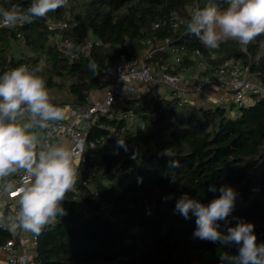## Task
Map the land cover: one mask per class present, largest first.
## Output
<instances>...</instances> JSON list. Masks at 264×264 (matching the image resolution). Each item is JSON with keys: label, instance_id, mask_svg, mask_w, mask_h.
<instances>
[{"label": "trees", "instance_id": "1", "mask_svg": "<svg viewBox=\"0 0 264 264\" xmlns=\"http://www.w3.org/2000/svg\"><path fill=\"white\" fill-rule=\"evenodd\" d=\"M70 7L50 12L15 29L0 30V64H42L53 102L62 88L69 105L83 106L87 97L101 88L102 71L121 55L139 58V49L156 48L166 57L170 48L183 46L182 67L197 60L218 63L228 58L249 59L254 74L264 81V36L248 45V56L238 41L222 42L206 49L180 21L207 0H69ZM220 8L226 0H215ZM31 0H0V7L13 4L26 8ZM69 13V14H68ZM65 22L64 37L76 57L70 59L54 46L61 29L47 23ZM179 24L172 26L173 21ZM98 38L88 54L85 42ZM167 40V42H165ZM199 50L200 59H190ZM99 65L95 75L88 67ZM56 91V92H55ZM137 102L144 129L122 132L127 150L116 147L98 159H86L79 169L76 199L69 192L63 202L67 215L38 236L31 264H220L219 253L236 254L237 245L222 246L193 238L195 217L175 211L183 193L208 204L228 185L238 193L220 230L238 220L254 225L257 241L264 242V96L253 95L234 115L226 107L194 105L175 97L131 99ZM118 103L90 127L88 139L108 135L125 124L118 116ZM170 150L172 156L164 155ZM179 160V168L170 161ZM175 175L176 182L171 178ZM215 185L217 192H209ZM165 197H172L165 199ZM102 204H107L104 208ZM82 207V208H81ZM85 208V210H83ZM9 232L0 230V243Z\"/></svg>", "mask_w": 264, "mask_h": 264}, {"label": "clouds", "instance_id": "2", "mask_svg": "<svg viewBox=\"0 0 264 264\" xmlns=\"http://www.w3.org/2000/svg\"><path fill=\"white\" fill-rule=\"evenodd\" d=\"M220 8L215 0L203 7L192 8L180 23L209 50L218 49L227 40L238 41L241 50L259 36H264V0H226ZM69 0H31L26 7L13 4L0 7V26L15 28L46 19L50 12L65 8ZM89 69L97 75L99 65L90 61ZM42 64H21L0 75V227L12 234L39 236L67 215L63 202L76 188L83 161V141L74 138L69 144L51 141L46 135L56 130L67 117V107L53 102ZM116 146L127 150L123 137ZM164 155L172 156L170 150ZM179 168V160L170 161ZM20 178V179H18ZM171 182H176L175 175ZM209 192H217L209 185ZM219 195L208 204L183 193L175 200V211L185 219L194 216L193 238L219 242L228 247L237 245L236 254L219 253L220 264H264V242L257 241L254 225L238 220L235 226L220 230L218 221L227 220L232 213L238 193L222 185ZM16 198L17 211L6 215L5 199ZM172 197H165L171 199ZM23 264V260H21Z\"/></svg>", "mask_w": 264, "mask_h": 264}, {"label": "built area", "instance_id": "3", "mask_svg": "<svg viewBox=\"0 0 264 264\" xmlns=\"http://www.w3.org/2000/svg\"><path fill=\"white\" fill-rule=\"evenodd\" d=\"M47 23L61 29L53 37L57 50L69 56L70 59L75 58L76 53L71 51V42L62 33V29L66 27L65 22L54 23L47 20ZM178 24L177 20L172 22L174 27ZM5 28L7 27L0 26V30ZM99 43L98 38L88 39L82 52L88 54L92 46ZM164 49L167 51V55L163 58L157 57V49L150 47L142 58L136 60H129L121 55L116 63L102 71L99 78V85L104 90L103 98L99 100L90 94L87 97V104L83 106L67 105L69 109L66 119L56 130H50L46 134L49 139L51 141L62 139L69 144L74 142V138L82 140L84 152L81 165L86 159H98L103 153L114 151L117 147V138L122 136V132L126 128H145L139 115L137 102H128L131 99L136 100L144 96L145 90L141 87L145 84L169 88L171 95L168 98H177L180 105L185 101L183 94L200 92L206 86H214L228 92L231 96V103L237 108L253 95L264 96V81L254 74L249 59L228 58L218 63L200 60L202 63L197 68H195L197 63L182 67V57L186 53L185 48L183 46L159 48L160 51ZM243 52L248 56V49ZM199 57V50H195L190 59L196 61L197 58L200 59ZM21 64L27 63H11L8 59L6 64H0V75ZM118 103L122 104L118 107V116L125 122L123 127L111 129L108 135L88 139L90 127L97 122L101 115L108 114L113 110ZM76 188L72 191L73 199H76ZM102 205L104 208H108L107 204ZM4 211L6 215L15 214L17 211L15 197L9 196L5 199ZM0 230L9 232L5 227H0ZM37 243L38 236L9 232V237L0 243V254H4L3 264H21V260H23V264H31Z\"/></svg>", "mask_w": 264, "mask_h": 264}, {"label": "crops", "instance_id": "4", "mask_svg": "<svg viewBox=\"0 0 264 264\" xmlns=\"http://www.w3.org/2000/svg\"><path fill=\"white\" fill-rule=\"evenodd\" d=\"M144 90H145L144 96H147V98L154 97L159 93L161 97H169L171 95L170 89L161 85H156V86L146 85V88H144ZM183 97L186 102L194 105H205V106L220 105L223 107L224 106L228 107V103H231L230 94L214 86H206L202 91L197 93L187 92L183 94ZM67 105L69 104H65L62 106L67 107ZM68 109L69 107H67V114H68ZM3 263H4V254L1 253L0 264Z\"/></svg>", "mask_w": 264, "mask_h": 264}, {"label": "rangeland", "instance_id": "5", "mask_svg": "<svg viewBox=\"0 0 264 264\" xmlns=\"http://www.w3.org/2000/svg\"><path fill=\"white\" fill-rule=\"evenodd\" d=\"M70 5L71 4L69 2V4H68L67 7L69 8ZM231 41H234V40H227L226 42H231ZM148 48H149V46L146 47V48L139 49V58L140 57L142 58L145 55V53L148 50ZM196 63H197V65L195 66V68H197L198 65L202 63V61L198 60ZM144 88H146V84L141 87V89H144ZM103 91H104L103 88H99V89L93 91L91 93V95L92 96H95L96 98H98L99 100H101L103 98ZM159 94H157L156 96H154V98H158V99L163 98ZM55 95H56L55 96L56 97V100L59 103L58 105H65V104H67L66 102L68 101V95H67V93H66V91H65L64 88H62L60 90H57V92H56ZM143 98L146 99V101H147V100H150L153 97L147 98V96H143ZM224 107H226V106H224ZM137 108L139 110V107H137ZM226 108L228 109L229 113L232 114V115H234L235 112L237 111V106L236 105H233L231 103H228V107H226Z\"/></svg>", "mask_w": 264, "mask_h": 264}]
</instances>
